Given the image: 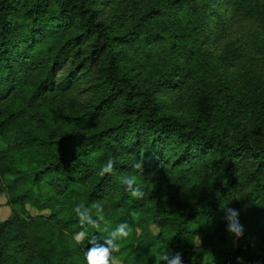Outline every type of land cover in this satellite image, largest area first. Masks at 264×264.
I'll list each match as a JSON object with an SVG mask.
<instances>
[{
  "label": "trees",
  "instance_id": "obj_1",
  "mask_svg": "<svg viewBox=\"0 0 264 264\" xmlns=\"http://www.w3.org/2000/svg\"><path fill=\"white\" fill-rule=\"evenodd\" d=\"M0 196V264H264V0H0Z\"/></svg>",
  "mask_w": 264,
  "mask_h": 264
},
{
  "label": "clouds",
  "instance_id": "obj_2",
  "mask_svg": "<svg viewBox=\"0 0 264 264\" xmlns=\"http://www.w3.org/2000/svg\"><path fill=\"white\" fill-rule=\"evenodd\" d=\"M114 160L109 159L101 167L99 175L103 177L106 174H112L114 172ZM133 168L138 172H143V165L141 162H136ZM122 184L125 187V191L129 192L133 198L143 199L146 193L142 190L141 186L137 183V176L135 174H128L122 179ZM80 205L73 209L77 216H82L80 212ZM94 208H98L99 204H93ZM225 215L223 219L227 221V232L231 235L239 238L243 234V228L239 223V212L236 209L225 207L223 209ZM81 223H84L81 220ZM88 223L91 224L89 217ZM132 229L127 223H120L113 228L106 237L103 238V242L100 244H93L95 237L89 239V243L92 245L84 253L85 264H116L114 253L120 251V245L130 234ZM88 238L85 231H80L76 235L78 242H82ZM156 264H183L182 256L179 252L169 254L167 252L159 253Z\"/></svg>",
  "mask_w": 264,
  "mask_h": 264
},
{
  "label": "rangeland",
  "instance_id": "obj_3",
  "mask_svg": "<svg viewBox=\"0 0 264 264\" xmlns=\"http://www.w3.org/2000/svg\"><path fill=\"white\" fill-rule=\"evenodd\" d=\"M32 214H35L34 211H30ZM11 214V208L6 204V198L0 196V221L7 219ZM156 232V229H153ZM116 264H119L116 262Z\"/></svg>",
  "mask_w": 264,
  "mask_h": 264
}]
</instances>
